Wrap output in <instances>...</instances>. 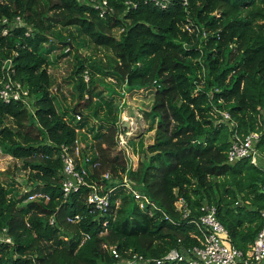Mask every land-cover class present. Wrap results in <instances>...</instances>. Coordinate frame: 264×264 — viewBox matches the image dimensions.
I'll return each mask as SVG.
<instances>
[{
    "label": "trees",
    "instance_id": "obj_1",
    "mask_svg": "<svg viewBox=\"0 0 264 264\" xmlns=\"http://www.w3.org/2000/svg\"><path fill=\"white\" fill-rule=\"evenodd\" d=\"M107 2L114 13L100 18L81 0H0V74L10 60L12 79L32 100L29 110L22 101L0 99V153L20 162L17 171L32 186L9 196L0 181V229L12 239V245L0 244V264H116L111 247L123 258L130 252L157 264L173 249L198 245L192 220L204 203L216 208L230 245L246 252L263 224L264 169L249 160L228 164L226 157L232 137L249 132L259 134L257 149L264 152V0H167L164 7L152 0ZM16 17L32 29L29 36L24 27L3 35ZM55 28L68 32L69 40L51 36ZM82 38L110 52L106 78L114 90L108 93L118 87L122 107L132 103L125 101L129 95L149 98L142 116L150 141L144 143L146 135L130 138L133 156H142L127 175L159 210L140 209L122 189L112 196L118 207L104 217L86 204L87 188L62 197L59 152L62 146L72 150L83 128L81 139L92 137L81 153L91 150V162L97 163L89 183L108 188L114 182L102 176L119 181L127 168L117 149L118 124L98 132L82 112L97 98L98 76L92 70L90 77L93 61L78 51L85 43L75 46ZM53 43L64 46L65 57L73 52L75 123L59 114L52 96L53 89L61 91L48 72ZM214 110L227 112L235 127L223 125ZM34 193L48 199L25 202ZM179 198L185 217L176 209ZM75 215L81 220L68 223Z\"/></svg>",
    "mask_w": 264,
    "mask_h": 264
},
{
    "label": "built area",
    "instance_id": "obj_2",
    "mask_svg": "<svg viewBox=\"0 0 264 264\" xmlns=\"http://www.w3.org/2000/svg\"><path fill=\"white\" fill-rule=\"evenodd\" d=\"M82 3H87L98 14L100 18L107 15H112L113 9L109 7L107 0H81ZM156 1L161 7L165 6L167 0H152ZM186 3V0H183ZM133 2L127 1L126 5ZM3 24L8 25L4 19ZM26 28L25 36H29L31 28L28 27L23 20L16 17L11 23L10 28H4L3 35H6L9 30L15 28ZM11 73L12 64L10 60L3 62L1 66L0 76V99L4 103L23 102L27 109L31 110L32 100L28 95V89L24 88L18 81L12 79ZM85 81H88L87 74L84 75ZM214 113L219 116L220 122L232 129L235 127L230 120L227 112L214 110ZM76 120H80V115L77 114ZM121 125V124H120ZM119 132L116 137L117 149L123 151L126 156L127 168L119 181H113L111 175L106 173L102 179L108 183L114 182L113 186L104 188L97 186L94 183H89V175L97 167L96 162H91V155L88 153L82 154L83 147L75 145L71 150L69 147L62 146L59 152V157L62 163V180L60 190L63 199H67L72 194H76L82 188L89 189V194L86 198V204L92 208V212L98 213L99 216L104 217L108 214L111 206L118 207L119 200L113 202L112 196L116 189H122L127 192L136 201L140 209L153 208L159 210L151 200L142 193L138 186L128 178L127 172L133 171L136 166V158L133 156L129 140L134 135V131L130 128L119 126ZM259 134L256 132H249L242 139L234 135L230 140V146L227 151L226 162L234 164L242 160H249L250 163L256 167H260V161L264 160V152L257 149L259 142ZM102 184V181L99 182ZM264 191V187L262 188ZM48 199L46 194L34 193L30 194L25 202H32L34 200ZM176 209L183 213L185 217L188 213L185 202L179 198L176 201ZM263 220L262 227L258 232L253 243L249 246L246 252L239 251L230 245V241L225 228L218 221L216 216V208L208 204H202L200 207V216L193 219L192 222L198 232L196 239L198 245L189 248L173 249L169 251L161 260L156 261L157 264L164 262H181L183 264H264V211L261 213ZM81 220L80 215H75L67 218V222L76 224ZM107 220L103 221V227H106ZM49 224L53 225L54 221L51 218ZM88 239V235H83V241ZM0 244L12 245V239L8 236L6 229H0ZM111 255L117 259L124 261V264H145L149 263V259H144L133 253H128L126 258L121 257L116 248H110ZM117 264V263H116Z\"/></svg>",
    "mask_w": 264,
    "mask_h": 264
},
{
    "label": "rangeland",
    "instance_id": "obj_3",
    "mask_svg": "<svg viewBox=\"0 0 264 264\" xmlns=\"http://www.w3.org/2000/svg\"><path fill=\"white\" fill-rule=\"evenodd\" d=\"M64 31L65 30L63 29L55 28L50 35L56 37L59 40H69V33ZM74 33L75 34H73V36L80 35L76 32ZM119 33L120 31L115 30L113 35L118 37ZM82 39L83 42L81 41L75 43V46L81 47L83 43H85L84 47L78 51L82 56L85 58L90 57V60L93 61L91 63V67H88L90 77L92 70L98 75L93 76V78L95 77L94 88L95 92L97 93V98L93 101L90 109H82L84 114L89 113L88 124L91 123L92 125L90 126H93L97 131L99 130L98 132H101V130L104 128L110 127L113 123L118 124V126L122 125L124 128H131L134 131L132 142H135L137 139L143 137V135H146L142 138V140L145 144L149 143L150 135L148 132H146L147 121L142 116L144 111L149 110V98L144 97L140 93H135V96L129 95L125 99V101L132 100V103L129 102L128 104H124L122 107V100L119 92L120 89L115 87L117 94L116 92L115 94L112 92L108 93L109 89L112 90L114 87L111 80L106 78V75L108 74L106 69L110 65V52L104 50L103 48L94 46L86 38ZM51 46L53 51L48 58L50 64L48 72L53 78V86L59 84L61 89V91L58 93H56L53 89L52 96L54 103L61 116L67 117L69 123H75L74 119L72 118V108L74 107L76 100H73L72 96L70 95L72 90V82L70 79L72 78V73L74 70V59H72L73 52L65 57L62 55L64 52L63 45H60L59 43H53ZM61 94L63 95L62 98ZM124 114H126V117L130 120L129 122L123 120ZM83 130H86V128H83ZM81 133H83V131L79 132V134ZM90 137H92V134H90V136H86V143L90 142V140L88 141ZM139 154L140 156L135 152L136 162H138V160L140 161L141 159L142 154L140 152ZM19 168L20 162H16L13 159L10 160L0 153V181L4 184L7 190H9V196H11L12 192H18L17 196H21L25 192L31 190L32 186L27 182L26 173L24 171L18 172L17 169ZM117 264H124V261L120 260L117 262Z\"/></svg>",
    "mask_w": 264,
    "mask_h": 264
},
{
    "label": "crops",
    "instance_id": "obj_4",
    "mask_svg": "<svg viewBox=\"0 0 264 264\" xmlns=\"http://www.w3.org/2000/svg\"><path fill=\"white\" fill-rule=\"evenodd\" d=\"M81 131L84 132V130H81ZM89 135L90 134H88V136ZM76 144L79 145V146H81V147H83V148L86 147L85 140L81 139L80 134H77V140L75 141L74 145H76ZM87 153L90 154V155H93L94 154V152H92L91 150H89ZM259 165H260V167L262 169H264V160H261Z\"/></svg>",
    "mask_w": 264,
    "mask_h": 264
},
{
    "label": "bare ground",
    "instance_id": "obj_5",
    "mask_svg": "<svg viewBox=\"0 0 264 264\" xmlns=\"http://www.w3.org/2000/svg\"><path fill=\"white\" fill-rule=\"evenodd\" d=\"M123 120L129 122L130 120L126 117V114L123 115Z\"/></svg>",
    "mask_w": 264,
    "mask_h": 264
}]
</instances>
